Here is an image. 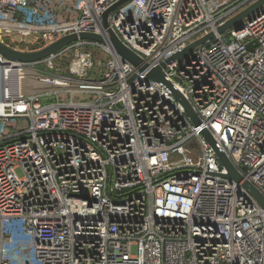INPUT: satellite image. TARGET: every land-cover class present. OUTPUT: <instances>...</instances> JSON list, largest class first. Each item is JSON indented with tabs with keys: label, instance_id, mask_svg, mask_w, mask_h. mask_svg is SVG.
<instances>
[{
	"label": "built area",
	"instance_id": "2783aa9c",
	"mask_svg": "<svg viewBox=\"0 0 264 264\" xmlns=\"http://www.w3.org/2000/svg\"><path fill=\"white\" fill-rule=\"evenodd\" d=\"M121 1L0 0L16 52L103 40L0 55V264H264V209L242 186L264 199V5L218 33L259 0Z\"/></svg>",
	"mask_w": 264,
	"mask_h": 264
},
{
	"label": "water",
	"instance_id": "95a60500",
	"mask_svg": "<svg viewBox=\"0 0 264 264\" xmlns=\"http://www.w3.org/2000/svg\"><path fill=\"white\" fill-rule=\"evenodd\" d=\"M128 0H122L120 2V4L126 2ZM264 5V0H259L256 4H254L253 6H251L250 8L246 9L245 11H243L242 13H240L239 15H237L236 17L232 18L231 20H229L227 23H225L222 27L218 28V33H223L228 29L234 28L236 31L241 30L242 29V25L241 22L248 17L252 12H254L255 10H257L258 8L262 7ZM115 8V7H114ZM112 10V9H111ZM107 11L102 18V22H103V26L106 27V18L109 14V12L111 11ZM109 36H110V43L113 47L114 52L119 55L122 59L128 61L130 64L139 67L141 65V60L130 50H128L126 47H124L122 45V43L117 39V37L109 32ZM212 34L206 36L203 39H200L198 41H196L195 43L189 45L185 50H183L181 53L176 54L175 56L172 57V60H181L182 58H184L185 56H187L188 54H190L192 52V50L194 48H196L197 46L201 45L202 43H204L207 39L211 38ZM94 40L97 42H103L102 38L98 35H94V34H81V35H71V36H67L61 40H59L58 42H56L55 44L43 49L42 51L36 52V53H28V54H23V53H19L16 52L14 50H11L7 47H5L4 45H2L0 43V55L6 59L9 60H13V61H18V62H36L39 60H42L44 58H46L47 56L59 51L60 49H62L63 47H65L66 45L78 40ZM142 70H146V67L143 66L141 68ZM147 77L153 81L156 82H162L164 84H166L168 87L169 84L164 80V75L162 73V69L161 68H155L152 70H149L147 72ZM174 97L177 99V101L183 106L185 112L187 113V115L190 117V119L192 120V122L198 126L199 125V120L196 117V115L194 114V112L191 110L190 106L187 104V102L181 97V95L177 92H173ZM202 136L212 145V147L214 148L216 155L221 163V165L225 168L227 175L226 178L233 180L237 183L241 182V177L240 175L235 171V169L233 168V166L231 165L230 161L225 157V155L223 153H221L218 149L215 148L213 141L211 139L210 134L204 130L202 131ZM246 191L256 200V202L258 203L259 207L261 209H264V199L263 197L253 188L252 185H250L248 182H244L242 185Z\"/></svg>",
	"mask_w": 264,
	"mask_h": 264
}]
</instances>
